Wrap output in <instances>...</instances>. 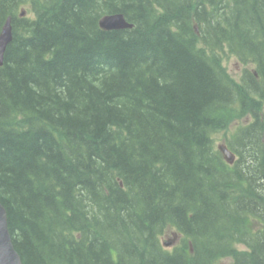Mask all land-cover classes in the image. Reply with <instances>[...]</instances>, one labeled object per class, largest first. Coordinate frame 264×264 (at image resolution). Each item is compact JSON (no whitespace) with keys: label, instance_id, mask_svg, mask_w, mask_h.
<instances>
[{"label":"trees","instance_id":"1","mask_svg":"<svg viewBox=\"0 0 264 264\" xmlns=\"http://www.w3.org/2000/svg\"><path fill=\"white\" fill-rule=\"evenodd\" d=\"M116 12L133 26L100 28ZM8 15L0 202L23 264H264V0H0ZM232 122L230 163L213 142Z\"/></svg>","mask_w":264,"mask_h":264},{"label":"water","instance_id":"2","mask_svg":"<svg viewBox=\"0 0 264 264\" xmlns=\"http://www.w3.org/2000/svg\"><path fill=\"white\" fill-rule=\"evenodd\" d=\"M23 11L20 12V15ZM98 25L104 30L131 28L133 24L120 13H105L98 19ZM12 39L11 15H8L0 28V65L3 63V55L7 44ZM217 148L228 162L234 160V154L225 144H219ZM175 234V233H174ZM168 244V243H164ZM0 264H23L20 254L15 249L7 224V213L0 202Z\"/></svg>","mask_w":264,"mask_h":264},{"label":"rangeland","instance_id":"3","mask_svg":"<svg viewBox=\"0 0 264 264\" xmlns=\"http://www.w3.org/2000/svg\"><path fill=\"white\" fill-rule=\"evenodd\" d=\"M29 8V6L27 4H23L19 7L18 9V16H25V15H30L31 17V14L29 13V10L28 12L27 9ZM23 11V14L20 15V12ZM235 56L232 54V53H229V52H224L222 54V62L224 64V66L226 67L225 70H227V72L232 76V78L234 79H237L239 80L241 74H242V71H243V68L245 67V65H242V63H240L236 58H234ZM238 125V123H235V122H232L228 129H225V131H220V132H217L215 135H214V144L217 148V146L219 144H225L224 141V136L226 134H229L230 132H232L233 128ZM174 231H168L166 232L165 234H163L161 237H160V241L161 243H168V244H165L164 246L166 248H172L174 245H176L178 243V239H179V236H177V234L175 233ZM239 249H244V246L243 245H238ZM231 259L230 258H223L220 260V262H218L219 264H232V262H230Z\"/></svg>","mask_w":264,"mask_h":264}]
</instances>
